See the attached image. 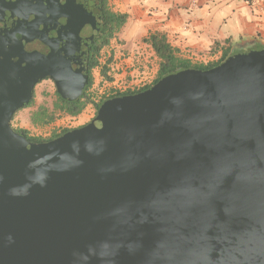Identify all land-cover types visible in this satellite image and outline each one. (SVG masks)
I'll return each instance as SVG.
<instances>
[{"label": "water", "instance_id": "95a60500", "mask_svg": "<svg viewBox=\"0 0 264 264\" xmlns=\"http://www.w3.org/2000/svg\"><path fill=\"white\" fill-rule=\"evenodd\" d=\"M101 14L0 0V264H264V47L107 100L44 144L10 129L43 78L81 96Z\"/></svg>", "mask_w": 264, "mask_h": 264}, {"label": "crops", "instance_id": "0c3cea01", "mask_svg": "<svg viewBox=\"0 0 264 264\" xmlns=\"http://www.w3.org/2000/svg\"><path fill=\"white\" fill-rule=\"evenodd\" d=\"M115 12L127 14L124 26L104 47L113 72L108 84L145 79V51L157 60L143 39L165 33L180 55L206 59L220 53L213 44L257 41L264 44V0H107ZM158 62V60H157ZM118 73H115L114 71ZM136 81V80H135Z\"/></svg>", "mask_w": 264, "mask_h": 264}, {"label": "trees", "instance_id": "16d2710c", "mask_svg": "<svg viewBox=\"0 0 264 264\" xmlns=\"http://www.w3.org/2000/svg\"><path fill=\"white\" fill-rule=\"evenodd\" d=\"M101 6L102 14L100 30L89 49L87 61L88 81L81 96L75 100L67 101L57 95V99L53 103L52 111H47L46 108L42 107L41 109L33 113L31 120L34 124L46 125L52 123L60 114L77 116L89 104H93L96 107L99 106V103H96L93 100L92 94L89 91L93 83L92 70L95 68H99L100 74L106 81L112 80V77L108 74V63L110 62V59H107V62L102 64L100 62V53L101 50L110 43L111 39L116 35V33L124 26L127 21V14L113 11L108 6L107 0H101ZM143 41L151 47L158 60L156 76L152 83L156 82L158 79L166 75L175 73L183 69L210 68L223 61L227 56H229L232 53L233 46L235 45V43L230 42L229 39H226L223 45H220L218 42H215L213 44V50H221V55L219 59L214 62L203 64L194 63L190 59L180 55L179 50L169 42L165 33L159 31L150 32L143 39ZM148 86L149 85H145V87H142L139 90H143ZM132 92L133 91H127L125 93ZM21 132L22 134L27 133L26 130H21ZM31 139L35 140L36 138Z\"/></svg>", "mask_w": 264, "mask_h": 264}, {"label": "rangeland", "instance_id": "374dc122", "mask_svg": "<svg viewBox=\"0 0 264 264\" xmlns=\"http://www.w3.org/2000/svg\"><path fill=\"white\" fill-rule=\"evenodd\" d=\"M145 62H143V69L145 71V79H141L139 77L142 76V74L138 78H133L132 82H122L117 83L114 88L118 87H139L141 85H144L148 82H150L156 75L158 62L156 59H154V56L150 54L149 51H145ZM105 49L103 48L100 53V62L104 64L107 62V58H104ZM221 55L220 53H216V55L211 56L210 58L201 59V58H195V56H191L188 59H190L194 63H203L207 64L209 62L216 61ZM111 61L108 63L110 65ZM110 67V66H109ZM115 73H118L116 70ZM108 74L111 76L113 72L109 68ZM92 77H93V83L90 87V93L92 94L93 100H97L100 96L103 94H107L110 92L113 88V85L108 84V81H106L102 75L100 74L99 68H95L92 70ZM136 80V81H135ZM56 99L55 95V88L51 81L49 80H43L40 83H38L35 87V98L34 103L32 106L25 108L17 113L16 120L13 121L15 125H21L24 129H27L31 135L34 136H47L51 131L58 130L61 127H70V126H76L82 122H84L86 119L89 118L90 115L93 113V105L89 104L83 112L77 116V117H70L66 115H58V117L52 122L47 125H37L32 126L30 123V116L34 112L36 108L39 106L44 107L46 109L51 110L52 105Z\"/></svg>", "mask_w": 264, "mask_h": 264}, {"label": "flooded vegetation", "instance_id": "af4514ba", "mask_svg": "<svg viewBox=\"0 0 264 264\" xmlns=\"http://www.w3.org/2000/svg\"><path fill=\"white\" fill-rule=\"evenodd\" d=\"M264 47V44H260L259 42H257L256 40L254 41H246L244 44H240V43H236L234 46H233V48H232V53L231 54H234V53H236V52H239V51H242V50H250V49H260V48H263ZM230 54V55H231ZM228 57V56H227ZM226 57V58H227ZM219 59V58H218ZM217 59V60H218ZM216 60V61H217ZM222 62V61H221ZM221 62H219L218 64H220ZM218 64H216V65H214V66H217ZM214 66H212V67H214ZM211 68V67H210ZM208 69V68H207ZM156 76V75H155ZM155 78V77H154ZM154 78L150 81V82H148V83H146V84H144V85H141V86H139V87H123V88H121V89H117L116 87L115 88H113L110 92H108L107 94H103L102 96H100L97 100H94L96 103H99V106L98 107H96V106H94L93 104H91V105H93V113H92V115H90L89 116V118L88 119H86L84 122H82V123H80V124H78V125H76V126H70V127H61V128H59L58 130H54V131H51L47 136H34V135H31L30 133H29V131L27 130V129H24L21 125H15L14 123H13V121L14 120H16V116H17V113L19 112V111H21V110H23V109H25V108H28V107H30V106H32L33 105V103H34V98H35V87H36V85L38 84V83H40L41 81H43V80H49V81H51L50 79H48V78H43V79H41V80H39L35 85H34V88H33V93H32V97H31V99L29 100V102L27 103V104H25V105H23L22 107H20V108H18L12 115H11V117H10V121H9V126H10V129L15 133V134H17V135H19V136H21V137H23L26 141H28V142H30V143H34V144H44V143H47V142H49V141H52V140H54V139H56V138H58V137H60L61 135H63V134H65V133H67V132H69V131H72V130H75V129H78V128H81V127H83V126H85V125H87L88 123H90L91 121H92V119L96 116V114H97V112L99 111V109H100V107H101V105L105 102V101H107V100H110V99H113V98H116V97H119V96H125V95H133V94H137V93H140V92H142V91H144V90H146V89H148L149 87H151L154 83H156V82H154V83H152V81L154 80ZM52 82V81H51ZM53 83V82H52ZM53 85H54V83H53ZM145 85H149L147 88H145V89H143V90H139L140 88H142V87H145ZM86 86V85H85ZM54 88H55V86H54ZM85 88V87H84ZM84 90V89H83ZM127 91H133L132 93H125V92H127ZM55 95H56V99H57V92H56V89H55ZM59 96V95H58ZM55 99V100H56ZM88 106V105H87ZM86 106V107H87ZM85 107V108H86ZM42 107L41 106H39L38 108H36L35 110H34V112L33 113H35L36 111H38L39 109H41ZM47 111H52L53 110V105H52V109L51 110H49V109H46ZM83 112V111H82ZM81 112V113H82ZM33 113L31 114V116H30V123L32 124V126H37V124H34L33 122H32V120H31V117H32V115H33ZM80 113V114H81ZM80 114H78L77 116H79ZM61 115H66V114H61ZM66 116H69V115H66ZM77 116H70V117H77ZM47 125V124H46ZM39 126V125H38ZM44 126V125H43ZM21 130H26L27 131V133L26 134H22V132H21ZM31 138H36L35 140H33V139H31ZM38 139V140H37ZM2 233H4V230L2 231ZM2 238L3 237H1L0 238V243L2 242L1 240H2ZM8 248H11V249H13L12 250V256H15V255H21V253H23V252H27L26 251V249L27 250H29V252L31 253V251H30V249L31 248H28V247H26V249H24L23 251H22V247L20 246V245H14V246H8ZM21 264H23V262H21Z\"/></svg>", "mask_w": 264, "mask_h": 264}, {"label": "built area", "instance_id": "2783aa9c", "mask_svg": "<svg viewBox=\"0 0 264 264\" xmlns=\"http://www.w3.org/2000/svg\"><path fill=\"white\" fill-rule=\"evenodd\" d=\"M123 87H125V86H123ZM123 87H118L117 89H121V88H123Z\"/></svg>", "mask_w": 264, "mask_h": 264}]
</instances>
